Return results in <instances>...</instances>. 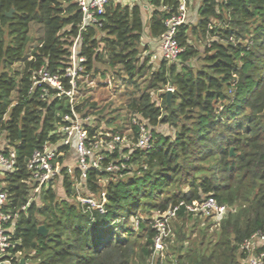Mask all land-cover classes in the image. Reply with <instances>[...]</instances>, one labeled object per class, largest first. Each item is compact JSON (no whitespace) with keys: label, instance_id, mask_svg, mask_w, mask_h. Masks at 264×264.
<instances>
[{"label":"trees","instance_id":"obj_1","mask_svg":"<svg viewBox=\"0 0 264 264\" xmlns=\"http://www.w3.org/2000/svg\"><path fill=\"white\" fill-rule=\"evenodd\" d=\"M179 3H109L99 27L81 29L77 0H0V130L15 151L14 170L0 182L18 214L13 250L30 264H147L157 233L152 216L181 201L155 264H243V241L264 231V0H185L175 33L182 50L168 60L158 45ZM194 41L203 44L201 52ZM73 45L90 80L110 79L115 90L123 82L124 114L99 107L92 100L96 87L82 80L84 91L73 102L50 84L29 91L40 68L62 72ZM167 87L173 88L169 101ZM72 110L93 116L84 125L90 138L128 128L135 143L141 123L151 133L150 147L133 146L120 171L91 170L82 179L78 167L72 175L58 157L59 190L42 188L32 198L26 163L34 150L61 138L57 128ZM77 181L81 195L100 201L104 194V211L76 199ZM207 195L233 208L218 224L186 209ZM254 251L264 252V241Z\"/></svg>","mask_w":264,"mask_h":264},{"label":"built area","instance_id":"obj_2","mask_svg":"<svg viewBox=\"0 0 264 264\" xmlns=\"http://www.w3.org/2000/svg\"><path fill=\"white\" fill-rule=\"evenodd\" d=\"M123 1L126 0H77L82 12V23L80 28L83 29L87 24L99 27L101 25L100 15L104 13L105 5ZM186 9L185 0H180L178 15L172 16L166 20L168 30L161 35L158 45L159 55L165 59H174L182 50L175 38V33L176 27L185 19ZM154 57H156V55ZM84 61V56L79 55L73 45L70 49L69 60L66 66L61 70L62 72L50 73L48 70L40 68L34 75L32 86L29 91L31 92L35 86L46 83L53 86L57 96L65 95L69 98L70 102H73L75 96L80 95L81 92L84 91V87L78 85L80 80L87 83V86L92 88L96 87L98 84L111 83L110 79L99 82L90 80L88 75L84 74ZM63 78L68 80L69 87H65L62 80ZM166 89H171L173 91L172 87H167ZM42 91L45 94L48 93L46 89H42ZM73 110L71 115L66 114L63 116V123L57 128L56 133H59L61 138L52 143L46 142L41 149L34 150L26 163V168L30 173L27 182L30 185L32 198L37 191L50 186L54 187L57 183L60 171L57 161L58 157L62 156L64 158L66 171L68 173L73 175L74 167H78L80 170L79 177L82 179L91 170H97L99 172L120 171L121 168L126 167L124 161L129 159L133 146L145 149L150 147L151 133L134 117L131 119V122L134 124L140 123L139 135L135 143L126 135L129 132L128 128L125 131L126 134H112L109 131H98L93 138H90L84 125L85 123L90 124L93 116H81ZM62 146H67V149L65 151L60 150ZM124 148H127V151H124ZM115 151H121L119 153V158L112 159L108 164L104 165L102 161ZM70 153H74L75 155L74 165H70L68 162V155ZM14 163L15 151L3 138L0 130L1 178L6 173L13 172ZM3 186L4 183L0 182V264H30L29 258L26 257L22 251L13 250L18 241L14 240V227L12 223L17 219L18 214L10 210L9 206L11 202L7 192L3 190ZM74 187L77 191L76 199L79 200L82 205L104 211L103 204L106 199L103 193L101 194L100 201H97L91 196L81 195L79 193L81 189L80 182H75ZM31 196H29L28 202L31 200ZM181 204H183L182 201L164 212L156 213L153 217V226L157 228V233L153 237L152 254L147 264H155L156 259L163 256V241L171 231L169 221L174 217L176 210ZM185 206L188 211L207 216L216 224L219 223L220 219L226 216L228 211L233 210V208L225 204L218 203L211 195L205 196L195 205L186 204ZM25 208V205L21 206V209ZM263 241L264 231L256 232L243 241L242 248L246 252L243 264H264V252L255 253L254 251ZM22 258L24 259L23 263L20 262Z\"/></svg>","mask_w":264,"mask_h":264},{"label":"rangeland","instance_id":"obj_3","mask_svg":"<svg viewBox=\"0 0 264 264\" xmlns=\"http://www.w3.org/2000/svg\"><path fill=\"white\" fill-rule=\"evenodd\" d=\"M195 11L192 9L191 14L189 15L193 17V19H196V14H194ZM195 42V41H194ZM196 47H198V50H203V44L201 42H195ZM154 48V47H153ZM116 86L118 87L117 90H115L114 83L108 82L107 84H98L96 88H94V91L92 92V100L97 101L99 104V107H105L106 112H109L110 114L112 113L113 115H122L125 113L124 109V97L122 96L121 92L124 91V84L123 82L119 79L116 83ZM153 98H156L158 103H160V97L158 93L153 94ZM118 110V111H116ZM55 187V186H54ZM57 187V186H56ZM54 189H58L57 188ZM139 216L144 217V213H139ZM155 214L152 216L154 217ZM136 224L134 223V226ZM171 226V224H169ZM190 225V223H189ZM197 230V229H194ZM196 231L192 233L190 236L192 239H196Z\"/></svg>","mask_w":264,"mask_h":264},{"label":"water","instance_id":"obj_4","mask_svg":"<svg viewBox=\"0 0 264 264\" xmlns=\"http://www.w3.org/2000/svg\"><path fill=\"white\" fill-rule=\"evenodd\" d=\"M13 10H10L7 15H10L12 13ZM172 95V90L171 89H166V100L169 101L170 100V97ZM229 153L232 155L234 152H233V148L231 147L230 150H229ZM38 233L41 234V235H45L47 233V229L44 225H39L38 226ZM21 263L24 262V259L22 258L20 260Z\"/></svg>","mask_w":264,"mask_h":264},{"label":"crops","instance_id":"obj_5","mask_svg":"<svg viewBox=\"0 0 264 264\" xmlns=\"http://www.w3.org/2000/svg\"><path fill=\"white\" fill-rule=\"evenodd\" d=\"M144 10H145V12H144V19L147 22V20L149 18V15H150V11H149V9H148L147 6H144ZM147 40L149 41L150 45L154 44L152 42V40H154V39H151L150 37H147ZM153 52H155V51H153ZM158 52H159V50H158ZM68 162H69L70 165H74L75 164V155H74V153H70L68 155ZM0 179H1V175H0Z\"/></svg>","mask_w":264,"mask_h":264}]
</instances>
